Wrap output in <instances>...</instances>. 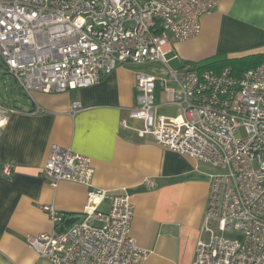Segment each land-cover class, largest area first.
<instances>
[{
  "label": "built area",
  "instance_id": "2783aa9c",
  "mask_svg": "<svg viewBox=\"0 0 264 264\" xmlns=\"http://www.w3.org/2000/svg\"><path fill=\"white\" fill-rule=\"evenodd\" d=\"M221 1L0 0V57L27 96L89 88L120 65H160L169 80L136 73L137 106L130 118L143 126L122 120L121 127L217 169L207 237L198 241L192 264H264V61L240 74L231 67H168L171 43L198 37L203 17ZM158 86L179 106L177 116L155 114ZM80 108L73 103L74 111ZM15 112L0 101V129ZM242 128L245 137L239 136ZM11 168L5 166L4 174L10 176ZM42 176L53 187L65 181L90 188L92 159L52 145ZM108 199L106 212L101 205ZM43 210L54 230L26 241L53 264H142L152 254L131 236L136 206L127 187L88 191L81 221L67 227V215L54 205Z\"/></svg>",
  "mask_w": 264,
  "mask_h": 264
},
{
  "label": "crops",
  "instance_id": "0c3cea01",
  "mask_svg": "<svg viewBox=\"0 0 264 264\" xmlns=\"http://www.w3.org/2000/svg\"><path fill=\"white\" fill-rule=\"evenodd\" d=\"M182 69L216 56L240 58L264 55V0H222L202 19L201 34L169 46ZM144 71L169 80L158 64L120 65L100 83L65 93H23L12 76L4 80L6 106L18 112L7 116L0 129V264H53L40 258L27 235L50 233L54 226L45 205L62 214L81 215L90 190L127 187L136 206L131 236L152 252L142 264H192L197 243L206 238L204 222L212 176L207 166L158 146L121 127V121L141 128L130 118L137 106L136 73ZM173 88L178 84L171 82ZM157 116H177L179 106L156 91ZM74 102L81 108L72 109ZM42 110L40 113L36 110ZM52 145L92 159V187L61 182L57 187L42 176ZM12 166L10 176L5 166ZM212 167V166H211ZM151 180L152 185H147ZM111 201L101 205L108 212Z\"/></svg>",
  "mask_w": 264,
  "mask_h": 264
},
{
  "label": "trees",
  "instance_id": "16d2710c",
  "mask_svg": "<svg viewBox=\"0 0 264 264\" xmlns=\"http://www.w3.org/2000/svg\"><path fill=\"white\" fill-rule=\"evenodd\" d=\"M264 61V55H249L240 58H228L227 56H216L194 65V68L198 71L204 70H221L225 67L233 68L235 74H240L244 70H248L258 66L260 63ZM82 216L68 214L64 220V227L69 225H73L79 221H81Z\"/></svg>",
  "mask_w": 264,
  "mask_h": 264
},
{
  "label": "rangeland",
  "instance_id": "374dc122",
  "mask_svg": "<svg viewBox=\"0 0 264 264\" xmlns=\"http://www.w3.org/2000/svg\"><path fill=\"white\" fill-rule=\"evenodd\" d=\"M176 41H173L172 43H174ZM175 55H178V52L176 49L173 50V52L171 54H169L167 56V59L170 60L172 57H174ZM182 66L183 64L181 63V60L177 57V59H172L170 62H169V65L168 67L171 69V70H174V71H179V70H182ZM5 78H8V75H6L4 73V64H3V60L2 58L0 57V97L2 99H7V95H6V91H5V86H4V80ZM240 137H245L246 136V133L244 131V129L242 128L241 131H240V134H239ZM208 168H210L211 170H214V172H217V169L211 167V166H207ZM212 227L214 229H217L218 227V224L217 222H213L212 223Z\"/></svg>",
  "mask_w": 264,
  "mask_h": 264
}]
</instances>
